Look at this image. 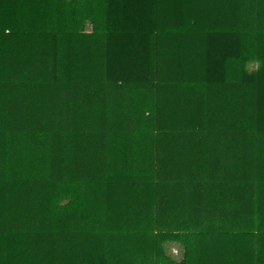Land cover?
<instances>
[{
	"label": "trees",
	"instance_id": "1",
	"mask_svg": "<svg viewBox=\"0 0 264 264\" xmlns=\"http://www.w3.org/2000/svg\"><path fill=\"white\" fill-rule=\"evenodd\" d=\"M0 264H264V0H0Z\"/></svg>",
	"mask_w": 264,
	"mask_h": 264
},
{
	"label": "rangeland",
	"instance_id": "2",
	"mask_svg": "<svg viewBox=\"0 0 264 264\" xmlns=\"http://www.w3.org/2000/svg\"><path fill=\"white\" fill-rule=\"evenodd\" d=\"M166 248H167V252L171 256H173L177 259L182 257V248L180 246H178L177 244L169 243V244H167Z\"/></svg>",
	"mask_w": 264,
	"mask_h": 264
}]
</instances>
